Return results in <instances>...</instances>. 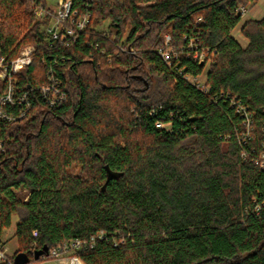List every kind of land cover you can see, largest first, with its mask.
I'll return each mask as SVG.
<instances>
[{"label":"trees","instance_id":"trees-1","mask_svg":"<svg viewBox=\"0 0 264 264\" xmlns=\"http://www.w3.org/2000/svg\"><path fill=\"white\" fill-rule=\"evenodd\" d=\"M36 1L0 0V53L31 45L19 88L50 72L66 101L51 109L32 93L25 118L0 122L11 258L102 231L85 264H264V16L242 22L245 47L232 36L238 7L256 0H71L89 23L63 43L44 34ZM166 34L171 67L156 53ZM190 38L209 52L201 63L179 51ZM206 66L202 90L184 79ZM231 101L249 111L246 138Z\"/></svg>","mask_w":264,"mask_h":264},{"label":"built area","instance_id":"built-area-1","mask_svg":"<svg viewBox=\"0 0 264 264\" xmlns=\"http://www.w3.org/2000/svg\"><path fill=\"white\" fill-rule=\"evenodd\" d=\"M32 10L37 18L47 17L50 19L49 24L43 27V31L54 42L58 41L63 43L70 39H75L87 28L89 23L88 14H79L73 8L71 0H58L54 10H49L41 4H38L37 0ZM237 11L241 16V21H243L248 14L247 8L240 6ZM196 42L195 38H190L187 44L183 45L179 51H194V59L201 63L205 60L209 52L203 50L197 52ZM33 53L34 48L27 44L21 45L16 56L12 58L0 53V122L13 123L25 118L33 106L29 98V95L32 93H36L38 97L42 98L45 106L51 109L62 105L66 101V93L62 88L60 79L50 72L45 74V80L42 84L36 85L35 87L30 86L26 90L19 88L17 78L23 69L31 64ZM156 53L168 67H171L172 61L178 58V52L171 47L170 36L167 34L164 35L163 45L156 50ZM184 79L196 88L203 89L199 77L184 76ZM231 104L236 108V112L244 118L243 124L246 126V132L243 137L246 138L250 125L249 111L246 107L234 101H231ZM164 125L169 126V123H155V126L159 129L164 128ZM262 134L263 151L258 157L257 164L261 169H264V127ZM3 151L4 142L0 138V155ZM31 236L33 239L37 238V231L33 230ZM105 239L106 234L102 231L97 232L87 239H71L48 249L47 255H42L38 260H31L27 264H85L79 256V253L86 249H93L97 242ZM113 242L114 246H116L117 242L115 240ZM11 256L0 240V264H15Z\"/></svg>","mask_w":264,"mask_h":264},{"label":"rangeland","instance_id":"rangeland-1","mask_svg":"<svg viewBox=\"0 0 264 264\" xmlns=\"http://www.w3.org/2000/svg\"><path fill=\"white\" fill-rule=\"evenodd\" d=\"M45 7L49 10H54L56 8V4L58 0H44ZM247 8L248 14L245 16L243 21H241L236 28L232 32V36L234 40L241 46L245 47L247 45V39L241 34V27L243 25L242 22L247 21L248 19L259 20L262 19L264 16V0H256L254 3L244 6ZM101 30L108 29L107 23L100 27ZM43 30V29H42ZM213 58V56H212ZM211 60V58H210ZM209 61V60H208ZM208 66V63H207ZM207 66L203 70V73L199 76V80L202 83L201 85L204 86V79L205 73L207 70ZM164 128L168 129V125H164ZM17 222V218L15 216L12 217L11 226L9 229L3 231L0 240L3 245L6 247L8 254L13 255L14 252L17 250V241L16 238L13 236L14 234V227Z\"/></svg>","mask_w":264,"mask_h":264},{"label":"water","instance_id":"water-1","mask_svg":"<svg viewBox=\"0 0 264 264\" xmlns=\"http://www.w3.org/2000/svg\"><path fill=\"white\" fill-rule=\"evenodd\" d=\"M106 172H107L108 179L114 176V174L110 172L107 167H106ZM47 253H48V247L44 245L40 249L34 250L31 255L27 253H18L14 256L13 260L15 264H27L31 260H34V261L38 260L40 256L47 255Z\"/></svg>","mask_w":264,"mask_h":264}]
</instances>
